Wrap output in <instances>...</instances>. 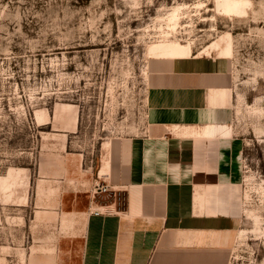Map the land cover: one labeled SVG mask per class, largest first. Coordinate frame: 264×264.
<instances>
[{
  "label": "rangeland",
  "instance_id": "obj_1",
  "mask_svg": "<svg viewBox=\"0 0 264 264\" xmlns=\"http://www.w3.org/2000/svg\"><path fill=\"white\" fill-rule=\"evenodd\" d=\"M237 1L232 16L218 0H0V264H80L92 183L109 149L119 171L147 135V91L170 60L148 48L166 42L232 48L244 146L229 264H264V0Z\"/></svg>",
  "mask_w": 264,
  "mask_h": 264
},
{
  "label": "crops",
  "instance_id": "obj_2",
  "mask_svg": "<svg viewBox=\"0 0 264 264\" xmlns=\"http://www.w3.org/2000/svg\"><path fill=\"white\" fill-rule=\"evenodd\" d=\"M235 83L227 58L160 62L147 135L119 171L109 149L92 183L111 190L87 196L80 264H229L242 222Z\"/></svg>",
  "mask_w": 264,
  "mask_h": 264
},
{
  "label": "bare ground",
  "instance_id": "obj_3",
  "mask_svg": "<svg viewBox=\"0 0 264 264\" xmlns=\"http://www.w3.org/2000/svg\"><path fill=\"white\" fill-rule=\"evenodd\" d=\"M222 11L227 15H240L245 13V3L237 0H218ZM232 55L231 46H227L221 53L220 57L229 58ZM150 58L159 59H187L191 58V47L183 46L175 42H166L160 45H152L148 48ZM226 132V131H225Z\"/></svg>",
  "mask_w": 264,
  "mask_h": 264
},
{
  "label": "built area",
  "instance_id": "obj_4",
  "mask_svg": "<svg viewBox=\"0 0 264 264\" xmlns=\"http://www.w3.org/2000/svg\"><path fill=\"white\" fill-rule=\"evenodd\" d=\"M111 190V187L107 184H100L99 179L95 182L94 187L92 188V195L108 193Z\"/></svg>",
  "mask_w": 264,
  "mask_h": 264
}]
</instances>
